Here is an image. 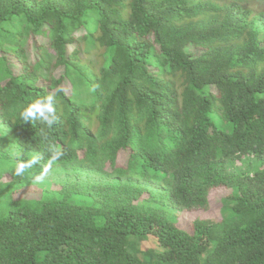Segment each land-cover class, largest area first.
Returning <instances> with one entry per match:
<instances>
[{"label": "trees", "instance_id": "trees-1", "mask_svg": "<svg viewBox=\"0 0 264 264\" xmlns=\"http://www.w3.org/2000/svg\"><path fill=\"white\" fill-rule=\"evenodd\" d=\"M2 195L0 264H264V0H0Z\"/></svg>", "mask_w": 264, "mask_h": 264}, {"label": "rangeland", "instance_id": "rangeland-1", "mask_svg": "<svg viewBox=\"0 0 264 264\" xmlns=\"http://www.w3.org/2000/svg\"><path fill=\"white\" fill-rule=\"evenodd\" d=\"M186 51L191 54L193 57H197L201 54V50L194 48L193 46H188L186 48ZM12 60V59H11ZM9 65L15 70H17V64L14 61H9ZM65 90H68L66 86H64ZM214 92V90H213ZM129 150L125 152H120L117 158V163L120 166L125 167L127 164L128 156H129ZM240 167V162L237 161L234 165V167H229V170H233L234 168ZM53 184V183H52ZM49 182H45L43 180H37L32 183H30L25 190H22L20 192H17L13 194L12 199L15 201L19 200H36L40 196V192L42 189L50 188L52 185ZM52 188H57L56 186H52ZM229 194V191L224 188H218L213 190V192L210 193V203L208 204L206 209H195L192 211L183 212L178 215V223L177 226L186 231L191 232L193 222L196 220H220L222 216V206L225 203V197ZM146 197V194L143 195V198ZM0 199H7L5 195H2ZM137 248L141 251H147V250H155L158 251V245L155 237L149 236L146 240L138 241L137 242Z\"/></svg>", "mask_w": 264, "mask_h": 264}, {"label": "clouds", "instance_id": "clouds-1", "mask_svg": "<svg viewBox=\"0 0 264 264\" xmlns=\"http://www.w3.org/2000/svg\"><path fill=\"white\" fill-rule=\"evenodd\" d=\"M30 114L31 113L29 111L25 110V112L22 115H23V118L26 120L27 116L30 115ZM24 168H25V164L24 163H20L19 166L16 169V174L20 175L23 172Z\"/></svg>", "mask_w": 264, "mask_h": 264}]
</instances>
